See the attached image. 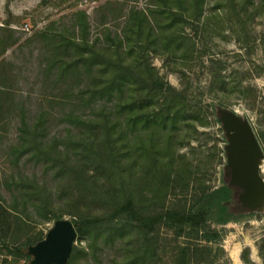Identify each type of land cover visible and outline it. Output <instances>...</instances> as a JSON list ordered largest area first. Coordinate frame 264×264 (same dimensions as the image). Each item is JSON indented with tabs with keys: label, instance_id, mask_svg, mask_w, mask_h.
Returning a JSON list of instances; mask_svg holds the SVG:
<instances>
[{
	"label": "trees",
	"instance_id": "obj_1",
	"mask_svg": "<svg viewBox=\"0 0 264 264\" xmlns=\"http://www.w3.org/2000/svg\"><path fill=\"white\" fill-rule=\"evenodd\" d=\"M220 2L234 9L245 7L249 0ZM111 5L108 2L101 10ZM204 5L205 0H152L147 9H129L115 31L104 23L95 40L90 38L88 13L78 11L73 34L51 32L44 36L50 51L46 70L54 74L55 84L65 85L63 104L70 129L65 141L56 142V138L50 139L47 127L53 117L50 110H43L35 122L28 120L23 110L20 135L6 156L19 169L22 163H34L45 167V173L53 164L59 174L76 171L80 184L84 176L77 167H97L98 180L105 178L111 188L97 193L86 181L85 195H99L108 211L72 220L77 239L92 240L93 257L99 240L122 241L123 260L112 264L150 263L158 254L154 243L165 230L177 243L184 240L177 244L172 264H198L199 256L210 251L202 242L220 238L215 226L245 217L233 210L235 204L240 205L237 189L224 177L221 186H207L181 153L190 145L191 134H199L197 126L204 124L208 114L193 103L189 90L172 86L153 64L154 57L160 55L181 61L195 56L196 44L183 32L192 21L206 19ZM238 11L231 12L238 16ZM217 106L223 103L213 102L209 108L220 123ZM74 131L78 135L74 136ZM96 179L90 178L92 182ZM192 184L197 185L196 192L191 199L182 200L188 197L186 190ZM49 193L35 174L12 172L0 181V242L10 255L28 262L32 260L28 248L44 239L43 235L33 238L27 234L25 214L37 212L48 221L62 219L51 210ZM170 196L179 197V202L169 206ZM132 231L144 237L142 250L131 246ZM80 251L73 247L68 264L79 263ZM85 255L89 254L85 251Z\"/></svg>",
	"mask_w": 264,
	"mask_h": 264
},
{
	"label": "rangeland",
	"instance_id": "obj_2",
	"mask_svg": "<svg viewBox=\"0 0 264 264\" xmlns=\"http://www.w3.org/2000/svg\"><path fill=\"white\" fill-rule=\"evenodd\" d=\"M219 1L205 0L203 13L206 19L192 21L183 32L198 50L191 60L181 61L169 55L153 59L160 75L175 88L189 90L193 103L208 114H204V124L197 126L199 134H191L190 145H185L181 153L193 164V172L213 188L221 186L223 177L227 181L228 178L224 170L227 139L221 122L210 113L211 103L221 102L222 107L247 117L264 150V0H249L245 7L234 9L226 2L219 4ZM108 2L113 5L102 11V6ZM151 3L152 0H0V181L12 172L35 174L50 191L51 210L62 219L72 221L80 215L106 213L108 208L99 195L86 197L83 183L92 184L91 188L97 193H107L111 185L105 178L98 180L97 167L93 165L86 169L77 167L84 176L80 184V175L76 171L59 174L55 164L45 173L41 164L22 163L19 169L7 160L10 145L16 143L20 135L23 110L31 122H35L43 110H50L53 117L48 119L47 127L50 139L56 138V142L65 141L70 129L65 120L66 104H63L62 88L65 85L55 84L54 74L46 70L50 65V51L44 36L51 32L73 34L76 13L86 11L91 24L90 38L95 40L101 36L104 23L115 31L123 23L121 16L129 9H147ZM232 10H239L238 16L232 14ZM75 135H78L77 131H74ZM261 171L264 178V162ZM96 176V181L92 182L90 178ZM196 188L197 185L192 184L186 190L188 197L182 200L191 199ZM180 191L178 189V193ZM179 200V197L170 196L168 205ZM237 207L235 204L234 208ZM26 217L27 234L33 238L43 235L45 239L55 224L53 218L48 221L49 218L37 212L25 214L24 219ZM215 227L220 238L215 242H202L210 251L199 256L198 264H264V212L245 215L240 222ZM130 240L134 250L145 247L144 237L136 231H132ZM91 241L77 239L74 246L81 250L78 264H112L116 259L123 260L122 241L111 244L99 240L94 257ZM182 242L183 239L178 241ZM178 243L172 233L163 230L154 243L158 254L147 264H172V254ZM6 249L0 242V264H30L31 260L19 259Z\"/></svg>",
	"mask_w": 264,
	"mask_h": 264
},
{
	"label": "water",
	"instance_id": "obj_3",
	"mask_svg": "<svg viewBox=\"0 0 264 264\" xmlns=\"http://www.w3.org/2000/svg\"><path fill=\"white\" fill-rule=\"evenodd\" d=\"M216 112L227 139L224 170L229 186L237 189L242 208L264 212V150L259 138L247 117L222 106H217ZM77 237L71 220L55 221L46 238L29 247L30 264H68Z\"/></svg>",
	"mask_w": 264,
	"mask_h": 264
},
{
	"label": "flooded vegetation",
	"instance_id": "obj_4",
	"mask_svg": "<svg viewBox=\"0 0 264 264\" xmlns=\"http://www.w3.org/2000/svg\"><path fill=\"white\" fill-rule=\"evenodd\" d=\"M237 194H238V191H236V195ZM233 210L236 212H243L244 215H251V214L255 213V212L249 211L248 209L242 208L240 205L237 208H234Z\"/></svg>",
	"mask_w": 264,
	"mask_h": 264
}]
</instances>
